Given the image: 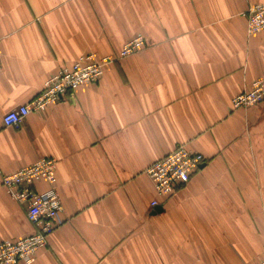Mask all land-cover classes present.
<instances>
[{"label": "crops", "instance_id": "obj_1", "mask_svg": "<svg viewBox=\"0 0 264 264\" xmlns=\"http://www.w3.org/2000/svg\"><path fill=\"white\" fill-rule=\"evenodd\" d=\"M263 2L0 0V243L36 231L3 175L54 157L64 223L33 264H257L264 101L234 110L232 100L264 75V31L248 33L246 16ZM138 34L147 46L98 82L4 125L63 67L116 57ZM181 144L207 162L158 198L145 170Z\"/></svg>", "mask_w": 264, "mask_h": 264}, {"label": "built area", "instance_id": "obj_2", "mask_svg": "<svg viewBox=\"0 0 264 264\" xmlns=\"http://www.w3.org/2000/svg\"><path fill=\"white\" fill-rule=\"evenodd\" d=\"M248 33L264 31V2L251 3L246 11ZM142 35L123 44L118 56H97L84 54L69 67H63L51 76L41 92L30 102L9 110L3 123L7 127H19L33 111H42L48 105L62 100L83 84L98 82L105 73V66L116 60L133 55L147 46ZM1 59V56H0ZM1 69V62H0ZM264 101V75L255 79L252 87L235 96L234 110L248 108ZM207 162L202 153L191 151L186 145H178L172 152L154 162L146 170L152 180L158 198L168 199L178 188L187 184L192 175ZM57 164L54 157H43L30 165L4 174L2 184L10 196L24 205L29 221L36 227L35 233L18 240H4L0 243V264H33L39 250L48 245L49 235L64 223L63 203L57 191ZM39 180H45L50 188L44 192L35 189ZM156 198L153 208L161 204ZM264 264V243L259 262Z\"/></svg>", "mask_w": 264, "mask_h": 264}, {"label": "water", "instance_id": "obj_3", "mask_svg": "<svg viewBox=\"0 0 264 264\" xmlns=\"http://www.w3.org/2000/svg\"><path fill=\"white\" fill-rule=\"evenodd\" d=\"M202 166H204V164ZM161 211H162V206L158 205L157 207L154 208L152 214H156L157 212H161Z\"/></svg>", "mask_w": 264, "mask_h": 264}, {"label": "rangeland", "instance_id": "obj_4", "mask_svg": "<svg viewBox=\"0 0 264 264\" xmlns=\"http://www.w3.org/2000/svg\"><path fill=\"white\" fill-rule=\"evenodd\" d=\"M138 35H141V34H138Z\"/></svg>", "mask_w": 264, "mask_h": 264}]
</instances>
